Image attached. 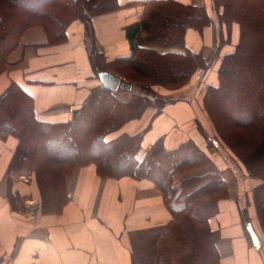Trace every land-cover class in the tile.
Returning <instances> with one entry per match:
<instances>
[{
	"label": "crops",
	"instance_id": "obj_1",
	"mask_svg": "<svg viewBox=\"0 0 264 264\" xmlns=\"http://www.w3.org/2000/svg\"><path fill=\"white\" fill-rule=\"evenodd\" d=\"M162 1L205 9L210 24L201 32L187 28L184 45L192 53H201L209 67L194 75L176 92L181 97L165 104L160 113L149 106L117 134L138 135L142 155L157 141L165 151L195 145L204 162L182 168L175 175L177 184L184 178L216 173L228 188V196L218 201L208 220L216 236L213 264H264V232L253 199L261 181L242 176L243 165L230 159L229 163L225 151L215 141L209 142L211 122L202 105L206 88L218 84L220 61L238 42V24L230 25L229 31L219 25V0H118L121 10L92 18L94 44L107 62L128 55L127 27H137L133 25L143 19L147 6ZM87 43L84 25L78 20L67 26L60 42H50L40 24L28 27L0 73V95L15 84L31 98L33 119L45 123L69 120L94 88L103 87L90 63ZM199 90L201 97L196 95ZM17 143L14 135L0 139V264H192L190 248L181 239L171 210L176 206H168L147 178L101 176L95 164H87L66 175L68 198L62 210L46 213L41 211L32 177L27 181L16 177L10 187L19 194L23 209H12L7 170Z\"/></svg>",
	"mask_w": 264,
	"mask_h": 264
},
{
	"label": "trees",
	"instance_id": "obj_2",
	"mask_svg": "<svg viewBox=\"0 0 264 264\" xmlns=\"http://www.w3.org/2000/svg\"><path fill=\"white\" fill-rule=\"evenodd\" d=\"M122 8L118 0H0V73L28 27L40 24L50 42H60L67 26L78 20L89 37L87 47L95 74L121 75L140 90L132 89L130 101L120 102L116 92L94 88L69 120L45 123L33 119L31 98L12 84L0 95V139L14 135L18 141L7 170L9 203L16 211L23 209L19 194L10 187L12 177L20 172L32 177L41 211L46 213L62 210L68 198L66 175L87 164H95L101 176L147 178L168 206H176L171 210L178 233L190 248L192 264H213L216 236L209 230L208 220L218 201L228 196L225 180L209 173L177 184L175 175L182 168L204 162L195 145L165 151L157 141L142 155L138 135L117 134L145 108L153 106L158 114L165 104L177 100L167 97L171 93L155 95L157 90H183L194 75L209 67L201 53L185 47L184 31L193 28L201 32L211 20L200 6L153 2L143 19L133 25L137 27H127L129 54L107 62L94 44L91 20ZM216 8L219 25L227 31L233 23L238 24L239 39L220 61L218 84L206 88L202 105L218 138L241 160L249 177L261 180L253 199L264 232V0H219ZM218 36L222 42V35ZM157 47L168 51L158 52ZM173 48L183 52H173ZM154 96L163 98L156 103ZM240 131L248 143L239 142ZM214 141L209 139L211 144ZM242 146L247 148L241 150Z\"/></svg>",
	"mask_w": 264,
	"mask_h": 264
},
{
	"label": "rangeland",
	"instance_id": "obj_3",
	"mask_svg": "<svg viewBox=\"0 0 264 264\" xmlns=\"http://www.w3.org/2000/svg\"><path fill=\"white\" fill-rule=\"evenodd\" d=\"M84 25V24H83ZM84 29H85V26H84ZM85 38L86 39H88L89 37L87 36V33H86V30H85ZM109 73V72H108ZM118 76H121V75H117V77ZM121 81L122 82H125V83H127L128 81H126L123 77H121ZM128 84V83H127ZM204 88V86L202 87V89ZM133 89V90H132ZM132 91L134 92V91H137V92H139L140 90L139 89H134L133 87H132ZM163 90H165V89H162V90H157V94H155V95H163V94H168V93H171V94H169L167 97L168 98H179V97H181V95L179 94V93H176V92H170L169 90H168V92H165V91H163ZM132 91H125V90H118V91H115L116 92V98L117 99H119L120 100V102L121 101H123V102H127V101H130V99H131V92ZM143 92V91H142ZM203 94V91H201V90H199V91H197L196 92V95H197V97H201V95ZM161 97L162 96H159V98L157 97V96H154L153 97V100L154 101H157L156 103H158L159 101L161 102ZM163 98V97H162ZM116 99V100H117ZM159 100V101H158ZM211 122V121H210ZM210 127H211V135H213V137H212V139L214 138V140H215V142H216V144L218 145V146H220L221 147V149L223 150V151H225V154H227L228 155V162L229 163H232L230 160H233L234 161V163H238L239 165H243L242 164V162H241V160L240 159H238L235 155H230L229 154V152L231 153V151H229L230 149L222 142V140L220 139V138H218V136H217V134H216V132H215V129H214V127H213V125L211 124L210 125ZM220 127H224L222 124L220 125ZM200 131H202V130H200ZM225 133H227V132H224V134ZM202 134H205V131H202ZM229 136H233V135H229ZM244 136V133H243V131H240V140H239V142L240 143H242V144H246V143H248L247 142V138H245V137H243ZM245 149V148H247V146H242L241 147V150L242 149ZM230 159V160H229ZM244 166V165H243ZM240 174H242V176H245V174H247L248 176H249V174L246 172V170H245V168H244V170L243 169H241V171H240ZM23 175V176H22ZM18 178V179H21V180H28V178H29V176H28V174L27 173H24V174H21V175H17V176H14V177H12L13 179L14 178ZM257 178V177H256ZM255 178V179H256ZM257 180H259V181H261L259 178H257Z\"/></svg>",
	"mask_w": 264,
	"mask_h": 264
},
{
	"label": "water",
	"instance_id": "obj_4",
	"mask_svg": "<svg viewBox=\"0 0 264 264\" xmlns=\"http://www.w3.org/2000/svg\"><path fill=\"white\" fill-rule=\"evenodd\" d=\"M98 79L103 87L113 92L120 90L130 91L132 86L125 82H122L119 76H115L108 72H102L98 75Z\"/></svg>",
	"mask_w": 264,
	"mask_h": 264
}]
</instances>
